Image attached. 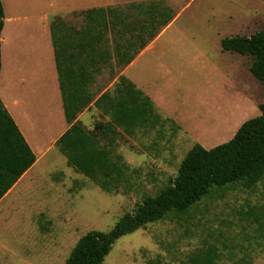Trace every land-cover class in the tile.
<instances>
[{
	"label": "rangeland",
	"instance_id": "rangeland-1",
	"mask_svg": "<svg viewBox=\"0 0 264 264\" xmlns=\"http://www.w3.org/2000/svg\"><path fill=\"white\" fill-rule=\"evenodd\" d=\"M149 1L106 2L115 7ZM162 1L164 15L152 26L133 71L139 85L167 102L162 115L184 127L167 121L148 140L123 137L118 151L137 173L112 193L51 151L0 200V264H64L88 231L110 230L174 179L194 144L211 149L228 142L245 121L261 114L264 85L250 71L252 57L223 51L221 40L263 29L264 0ZM3 2L7 18L20 17L15 24L25 15L53 19L64 3ZM32 112L33 123L25 117L29 137L45 148L55 135L53 118L48 111ZM209 248L219 253L216 264H264V179L252 189L240 184L216 189L188 213L122 236L103 264H187Z\"/></svg>",
	"mask_w": 264,
	"mask_h": 264
},
{
	"label": "trees",
	"instance_id": "trees-1",
	"mask_svg": "<svg viewBox=\"0 0 264 264\" xmlns=\"http://www.w3.org/2000/svg\"><path fill=\"white\" fill-rule=\"evenodd\" d=\"M165 2H133L125 6L91 9L85 26L75 33L73 43L64 37L63 21L52 26L60 87L65 115L70 128L56 142L68 164L105 192H116L130 182L136 169L117 152L119 135H132L140 127H160L167 121L157 112L153 101L125 76L120 75L113 91L95 102L109 115L106 124L96 129H114L108 133L87 130L77 116L92 101L86 84L90 70L100 69L101 62L127 66L147 45L156 21L164 15ZM169 8V7H168ZM4 6L0 0V72L1 33ZM112 48L110 49V45ZM223 51L252 57L251 73L264 85V28L251 36L236 35L221 40ZM105 103V105H104ZM261 114L245 121L228 142L211 149L196 143L182 159L177 174L155 195H147L131 212H126L110 230H91L73 247L64 264H103L114 244L122 236L163 220L171 214H186L227 185L254 188L264 179V102ZM36 155L0 97V200L36 162ZM215 248L200 250L187 264H216Z\"/></svg>",
	"mask_w": 264,
	"mask_h": 264
},
{
	"label": "crops",
	"instance_id": "crops-1",
	"mask_svg": "<svg viewBox=\"0 0 264 264\" xmlns=\"http://www.w3.org/2000/svg\"><path fill=\"white\" fill-rule=\"evenodd\" d=\"M1 1L4 6V13L6 14L5 4L3 0ZM106 1L63 0V5L55 9V18L51 19L50 15H40L36 20H32L30 16L25 15L21 17V24H15L14 22L17 20L20 21V17H14L12 19L7 18L5 15L4 27L1 33L2 66L0 72V97L37 158L34 165L23 174L19 181L23 177H29L33 168L51 151L54 149L59 151L56 142L71 126L65 115V105L59 81L52 26L59 20L63 21L65 26L62 28L64 32L62 34L68 38V42L73 43L71 36L74 37L77 31L84 28L86 24L84 20L86 13L91 9H98L100 7L107 8ZM7 22L10 23L9 28ZM16 34H20L21 36L18 35L16 37ZM147 48L148 46L137 54L125 67L117 65L115 58H113L112 64L103 61L99 65L100 69L97 71L90 70L91 74L88 76L89 81L86 84L93 98L91 103L77 116V119L82 122L87 130H95L99 134L107 132L109 139L114 140L116 138L114 129H109V131L104 128H100V130L96 129L97 126L106 124L110 120V117L101 108L96 107L95 102L105 92L113 91L120 75H125L137 89L141 90L153 101L162 119L171 121L177 126H183L162 115L160 110H167L168 104L160 95L155 94L149 86L138 84L136 72L133 69L138 58ZM33 110L48 111L49 115L53 118L50 120V130L55 135L45 148L39 143H33L34 141H31L29 137L30 134L25 117L30 120L32 118L31 122L33 123V119H35L32 114ZM42 118H46V116ZM161 128L160 125L156 127H140L132 135L124 134V136L120 134L121 129L118 128L117 130L120 133L117 136V152L121 154V150L119 149L118 151V148L123 137L135 141L148 140L154 129L158 130ZM59 153L61 152L59 151Z\"/></svg>",
	"mask_w": 264,
	"mask_h": 264
}]
</instances>
